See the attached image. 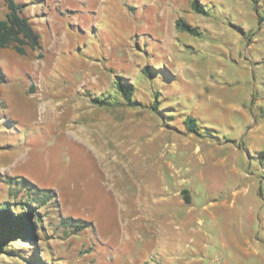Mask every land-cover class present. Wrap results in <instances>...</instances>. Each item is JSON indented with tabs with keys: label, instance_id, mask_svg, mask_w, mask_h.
Wrapping results in <instances>:
<instances>
[{
	"label": "rangeland",
	"instance_id": "374dc122",
	"mask_svg": "<svg viewBox=\"0 0 264 264\" xmlns=\"http://www.w3.org/2000/svg\"><path fill=\"white\" fill-rule=\"evenodd\" d=\"M16 1L41 46L0 49V208L55 196L0 264H264V0Z\"/></svg>",
	"mask_w": 264,
	"mask_h": 264
},
{
	"label": "trees",
	"instance_id": "16d2710c",
	"mask_svg": "<svg viewBox=\"0 0 264 264\" xmlns=\"http://www.w3.org/2000/svg\"><path fill=\"white\" fill-rule=\"evenodd\" d=\"M3 1L8 11L4 18H0V49L12 47L19 55H25L28 46L33 49L40 47V34L30 19L23 14V4L16 0ZM191 8L198 14H207L205 5L200 0H192ZM176 27L195 36H199L202 33L198 26L192 25L183 17H179L176 20ZM124 78L122 75L115 76L116 88L122 94L125 103L134 107L137 104L133 99L135 85L124 81ZM0 81H2L1 78ZM92 102L100 106L110 104L107 100L99 97L92 98ZM157 102L158 99L152 107L156 111L158 110ZM183 123L187 131L198 134L199 125L195 118L188 115ZM260 156L264 158V151L260 153ZM20 177L21 179H18L17 182H20L25 187V192L34 203L41 202L40 204H45L54 199L53 189L37 187L29 179ZM36 197L39 198V202ZM40 199L45 200V203L40 201ZM31 200L20 204L21 208L17 213L9 207L0 208V253H3L8 244L16 239L35 240L36 225L34 222V213L31 210L35 205L31 203Z\"/></svg>",
	"mask_w": 264,
	"mask_h": 264
},
{
	"label": "crops",
	"instance_id": "0c3cea01",
	"mask_svg": "<svg viewBox=\"0 0 264 264\" xmlns=\"http://www.w3.org/2000/svg\"><path fill=\"white\" fill-rule=\"evenodd\" d=\"M121 110H123L122 108H120Z\"/></svg>",
	"mask_w": 264,
	"mask_h": 264
}]
</instances>
